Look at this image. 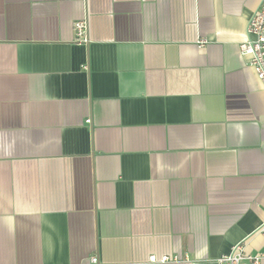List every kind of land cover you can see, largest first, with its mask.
Listing matches in <instances>:
<instances>
[{
    "label": "crops",
    "instance_id": "crops-1",
    "mask_svg": "<svg viewBox=\"0 0 264 264\" xmlns=\"http://www.w3.org/2000/svg\"><path fill=\"white\" fill-rule=\"evenodd\" d=\"M260 2L0 0V264H264Z\"/></svg>",
    "mask_w": 264,
    "mask_h": 264
},
{
    "label": "built area",
    "instance_id": "built-area-1",
    "mask_svg": "<svg viewBox=\"0 0 264 264\" xmlns=\"http://www.w3.org/2000/svg\"><path fill=\"white\" fill-rule=\"evenodd\" d=\"M247 40L239 46V53L243 58L248 59V64L253 69L255 76L262 86L264 96V0H261L258 8L252 14L246 27ZM88 34L87 24L84 20L76 21L73 24V42L78 45H87ZM203 46V42L199 43ZM90 120H85L89 124ZM264 238V222L259 226L257 232ZM242 242L236 244L232 250L217 259V264H262L260 255H250L244 252ZM174 260L176 258H173ZM167 256L157 259L155 256H149L150 263L164 264L170 260ZM90 264H97V258L91 257Z\"/></svg>",
    "mask_w": 264,
    "mask_h": 264
}]
</instances>
